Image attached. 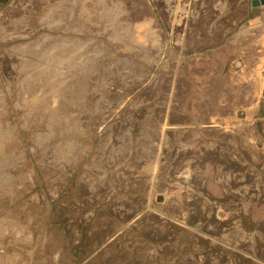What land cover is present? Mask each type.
<instances>
[{"label": "rangeland", "instance_id": "rangeland-1", "mask_svg": "<svg viewBox=\"0 0 264 264\" xmlns=\"http://www.w3.org/2000/svg\"><path fill=\"white\" fill-rule=\"evenodd\" d=\"M219 1L0 0V264H264Z\"/></svg>", "mask_w": 264, "mask_h": 264}, {"label": "crops", "instance_id": "crops-1", "mask_svg": "<svg viewBox=\"0 0 264 264\" xmlns=\"http://www.w3.org/2000/svg\"><path fill=\"white\" fill-rule=\"evenodd\" d=\"M176 1L174 9L179 15L174 14L172 25L180 26L181 20L194 14L196 0ZM233 3L243 9L245 16L226 18L230 27L221 35L220 48H226L227 56L218 67L228 80L227 92L219 101L213 102L219 104L221 110L226 106L227 112L211 113L205 128L213 132L217 123L225 126L222 136H226L228 143L225 139L220 143H227L250 156L252 166L248 167L257 176L255 182L259 184L264 183V6L252 8L249 0H220L215 9L222 16ZM214 94L210 96L215 97ZM243 164H240L241 168Z\"/></svg>", "mask_w": 264, "mask_h": 264}, {"label": "water", "instance_id": "water-1", "mask_svg": "<svg viewBox=\"0 0 264 264\" xmlns=\"http://www.w3.org/2000/svg\"><path fill=\"white\" fill-rule=\"evenodd\" d=\"M249 2L252 8H259L261 6H264V0H249Z\"/></svg>", "mask_w": 264, "mask_h": 264}]
</instances>
